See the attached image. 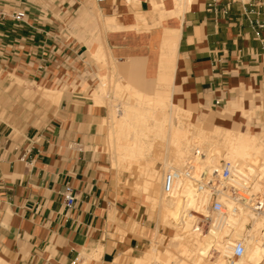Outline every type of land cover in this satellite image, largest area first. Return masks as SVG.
<instances>
[{
  "label": "crops",
  "instance_id": "1",
  "mask_svg": "<svg viewBox=\"0 0 264 264\" xmlns=\"http://www.w3.org/2000/svg\"><path fill=\"white\" fill-rule=\"evenodd\" d=\"M210 1L0 0L15 8L8 13L26 12L21 22L0 20V65L58 94L43 127L17 140L0 127V264H117L125 254L135 264L149 250L156 225L103 151L107 107L93 93L112 71L148 94L171 76V102L195 116L254 106L264 126V48L251 24L264 20V7L234 0L224 12L226 0L214 9ZM235 115H215L213 127L231 129Z\"/></svg>",
  "mask_w": 264,
  "mask_h": 264
},
{
  "label": "bare ground",
  "instance_id": "2",
  "mask_svg": "<svg viewBox=\"0 0 264 264\" xmlns=\"http://www.w3.org/2000/svg\"><path fill=\"white\" fill-rule=\"evenodd\" d=\"M184 1L185 0H175L177 4L175 6L183 8L182 5ZM192 1L193 0H187L188 5ZM177 31L178 30H175L173 32ZM174 34L175 33H173V35ZM172 48H174V45L172 46V44H170L168 46V52L170 53V55L168 57V62L166 63L168 67H170V69L172 68L171 66L173 65V62L175 61H173V57L171 55ZM100 55H104V53L101 52ZM167 68L165 70H167ZM170 69H168L167 72ZM115 81L116 82L114 83V87L116 89L124 88L127 90V87L130 86L132 90L128 92L129 96L124 104H122L125 107V109L123 107L125 112L121 114L122 118L124 119L117 120L111 125V136L113 137V139L116 138V133H126V136L128 133L130 134V137L132 136L131 144L129 142V144L133 146V148L131 149L132 152L130 149V152H121L123 155L122 159L126 160L128 163L139 160L140 163L141 161H143L144 164V162L146 161L148 163L146 165L149 166L150 161L148 162V160H145V151L147 152V148L150 147L149 149H151L153 148L152 146L156 144L160 147H166V149H169L173 152L171 156L167 155L170 156V159L168 160L171 161V163H164L166 165L169 164L166 171L172 169L182 171L183 167L180 168L181 165L179 168H175L174 164L178 166L179 164L183 163L185 160H187L185 159V156L191 150L193 152H197V147L203 144L205 141H208L207 138H210L207 135L206 129H203L201 126H197L198 128H194L195 126L192 127L194 129H197L196 131H193L194 129H191V124L187 125L185 124V122H183L185 118L191 117L193 113L191 111L182 109L171 102V76L160 77L159 89L154 94L143 93L126 81H123L122 83V80L119 81V77H116ZM43 91L46 92V90L44 89ZM116 94L119 97V92H116ZM55 95V93L50 92L49 98L51 97V100L58 99V94L56 95V99ZM118 97L114 96L115 99ZM167 107H169V110L167 109ZM213 131L215 133L214 136L217 135L218 137V139L215 138L216 142H214L216 143L218 148L220 147L219 149H223V152H219L218 149L210 152L206 158L209 164L211 163L212 165H214V167H216L218 166L217 162L219 158H222L223 160L228 161L232 164L235 174L241 175V178L243 180L253 181V179L259 174H262L264 176V161L259 160V157L264 151V138L262 140V144L256 145L255 137L244 133L242 130L225 129L222 127L214 126ZM149 136H151V140L154 141H147L146 137L149 138ZM119 137L122 138L121 135ZM123 137L125 138V136ZM124 146L126 145L124 144L123 148ZM124 150H126V148H124ZM167 152L170 153V151ZM126 156L128 157V159L125 158ZM188 156V162L190 158L198 159L199 157L197 154L192 155V157ZM154 160L153 162H155ZM166 161L164 160V162ZM207 162L205 163L207 164ZM146 165L141 167V169L143 170L141 173L146 176V182H148L147 180L154 178L156 174L155 169L146 167ZM153 167L155 168V166ZM214 167L212 169H215ZM212 169L204 170L212 171ZM181 196L185 197L186 200H181L178 196L175 199L168 198L171 202L167 200L168 202H166V204L165 202L164 204L161 203L162 206L160 208V216H162L165 222L168 221V223L170 222L171 224L173 222L172 219H177V224L181 223V225L178 226V229L182 231L181 233H176L175 235H173V241L177 243L178 251H180V253L182 252L181 257L176 258L175 256L168 255V259L166 260L167 264H193L192 262H189L191 260L187 261L189 258L186 257V260V258L184 257V255L189 251H195V257L192 258L195 264H210L211 260H213L214 258L215 260L212 264H229L227 263L225 257L231 255L232 241L239 238L245 239V252L241 257L237 258L238 260L235 264H264V238L261 235V229L262 227H264V219L262 217L256 216L249 209H244L241 211L240 215L237 218L230 217L225 221L218 220L219 222L211 226L207 232H203L200 234L199 232L195 231L192 225L191 210L203 208L205 200L200 195L195 193L192 184L188 181L183 182ZM185 212H187V214L182 218ZM157 255V251L156 254L151 250H148L144 253L142 252L139 258H135V264L150 263L153 259H156Z\"/></svg>",
  "mask_w": 264,
  "mask_h": 264
},
{
  "label": "rangeland",
  "instance_id": "3",
  "mask_svg": "<svg viewBox=\"0 0 264 264\" xmlns=\"http://www.w3.org/2000/svg\"><path fill=\"white\" fill-rule=\"evenodd\" d=\"M12 9H15V8L7 7V6L4 8L5 11H10ZM94 57H95L96 62H102L105 58V55H95ZM100 66L101 68L108 67L107 64L102 65V63L100 64ZM3 68L4 67L0 65V127L6 129L7 134H11V138H13L14 140H17L20 137H22L27 131H31L34 128L43 127L47 123L51 115L53 114L56 104L51 101V97L49 98L50 92H47V91L44 92L43 88L41 86H38L36 83L28 79H25L24 77H22L21 75L15 72L7 70V68H4V69ZM100 79H101V89L98 92L93 93V100L96 104H104L107 107V113L105 115V120L103 121V124H104L103 127H104V131L106 135V141L103 145V151L107 154V157L111 163L112 168L117 170L118 176H119V183H121L124 187H126L130 191L131 195L135 199H137V202L139 204H142L145 206V211L148 215L149 221L153 222L156 225L155 232H152L153 234L148 237L149 241L145 249L149 248V250L153 251L155 254L157 251L158 255L156 256L155 260L153 259L150 263H147V264H153V263L154 264H157V263L167 264L166 260L168 259V255L169 256L172 255V256H175L176 258H180L182 254V252L180 253V251H178L177 243L173 241V235H175L176 233L182 232L180 229H178L179 225L176 222L177 219L175 220L172 219L173 221L172 224L170 222L169 224L168 221L165 222L162 216H160L161 215L160 208L162 204H164V202L166 204V202L169 201V199L166 198L167 196L164 193V189L162 185L163 184V174L166 172V169L169 166V164L166 165L164 163H171V161H169L168 159H170V156L172 155L173 152L169 149H166V147L165 148L160 147L159 145L155 144L156 146L155 145L152 146L153 147L151 148L152 150L149 149L150 147L147 148L148 153L145 151V156H146L145 160H148V162L150 161L149 166L146 165L148 164L146 161L143 164V161H141L140 163L139 160L134 161L132 163H128L126 160H123L122 159L123 155L121 152L123 153L130 152V150L133 148V146L130 145L132 142V139H131L132 136L130 137V134L128 133H127V136H126V133H124L125 135L116 133L115 134L116 138L113 139V137L111 136L112 134L111 125L113 124V122L117 120L124 119L122 118L121 114L125 112L124 110L125 107L122 104H124V102L127 100L129 96L128 92L132 90L130 86L127 87L128 91L124 88L116 89L114 87V83L116 82L115 81L116 77L113 71L111 75L103 76ZM120 80H122L121 82L123 83V79L119 78V81ZM116 92H119V97L116 94ZM114 96L118 98L115 99ZM174 104L176 106L181 107L175 102ZM3 109H4V112H2ZM167 109L169 110V107H167ZM234 114H236L235 118L241 119V122L238 125L234 124L233 127H231V125H228V127L231 129H240L244 133L254 136L256 139L255 140L256 145L262 144V140L264 138V126H262L263 123L257 117V108L253 106L248 110L247 108L243 107L242 103L233 102L229 113H227L224 109L221 112L212 111L210 114H203L199 116H195L192 114L191 117L189 118L184 117L185 119L183 120V122H185V124L187 125L191 124L190 126L192 130L194 128H198L197 126H201L203 129H206L207 135L209 136L210 139L207 138L208 141H205L203 144L198 146L197 152H193L191 150L189 152L190 154L188 153L185 156V159H187L185 160L186 162L184 161L178 166L174 164L175 168H179L180 165H181L180 168L184 167L188 163L187 156L189 155L188 157H192V155L197 154L199 156L198 159L190 158L189 160H194L192 161V163L195 164V166L198 168V171L200 172L203 169L211 170L214 167V165L210 163L212 165L211 166L207 162L206 160L207 155L210 152L214 151L215 149L216 150L218 149L219 152H223V149H219L220 147L218 148L215 143L218 137L217 135L214 136L215 133L213 131V125L215 123L213 121V117L217 115V116H221L225 118V117H231ZM201 118H203V121H204L203 124L199 120ZM215 126L227 128L225 126H221L218 124H216ZM196 130L197 129H194L193 131H196ZM120 135L122 136V138L119 137ZM123 136H125V138ZM210 136L211 137L214 136L212 137L213 140L211 139ZM146 139L147 141L148 140L154 141V140H151L152 139L151 136H149V138L146 137ZM124 144L126 145L124 146L126 150H124L123 148ZM167 151H170V153ZM167 155H170V156H167ZM152 156L157 157V158H153ZM125 158L128 159L127 156ZM153 160L155 162H153ZM164 160L166 162H164ZM259 160L264 161V151L262 155L259 157ZM224 161L225 160H223L222 158H219L217 163L218 165H220ZM205 162H207V164ZM145 165L146 167L155 169V174H156L154 178L147 180L148 182H146V176L141 173L143 171L141 167ZM153 166H155V168ZM159 230H161L160 233H159ZM121 233L123 235L125 234V232L123 231ZM189 252H187L184 255V257L189 258L188 260L186 258V260L187 261L191 260L189 262H192L193 264H195V262H193L194 260L192 259L193 257H195L194 256L195 251H189ZM231 257H232L231 255H229L228 257H225L227 263L235 264L238 259L234 257L231 258ZM126 258H127V255L125 254L123 255L122 258L117 259L116 263L125 264ZM94 259L95 260L99 259L98 254L94 256ZM214 260L215 258L211 260L210 264H212ZM82 261L83 260H80L79 262L74 263V264H81ZM90 264H92V260Z\"/></svg>",
  "mask_w": 264,
  "mask_h": 264
},
{
  "label": "built area",
  "instance_id": "4",
  "mask_svg": "<svg viewBox=\"0 0 264 264\" xmlns=\"http://www.w3.org/2000/svg\"><path fill=\"white\" fill-rule=\"evenodd\" d=\"M104 1V0H98ZM227 4L223 9L227 12L234 0H226ZM218 0H211L208 3L209 9H214ZM259 7H264V0H259ZM26 17L24 10H15L8 13L0 8V20L11 18L16 22H21ZM257 39L264 48V20L256 19L251 21ZM221 100L215 101V105H221ZM189 160L182 171L169 170L163 174V189L169 199L181 196L183 182L188 181L198 195L204 200L205 204L201 209L191 210V220L195 231L200 234L207 232L211 226L217 224L218 220L225 221L228 218H237L242 210L249 209L256 216L264 219V176L257 175L253 181L243 180L241 175L235 174L232 164L224 161L212 171L202 170ZM64 203L67 208L74 206L76 194L72 185L65 186L63 191ZM187 214L185 212L182 218ZM179 226L181 223L178 224ZM264 238V227L261 229ZM245 252V239L239 238L232 241L231 256L241 257ZM231 257V258H232ZM77 258L74 263L79 262Z\"/></svg>",
  "mask_w": 264,
  "mask_h": 264
}]
</instances>
